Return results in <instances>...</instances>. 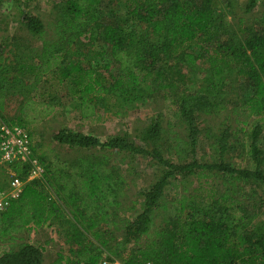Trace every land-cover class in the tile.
Masks as SVG:
<instances>
[{"label":"trees","instance_id":"1","mask_svg":"<svg viewBox=\"0 0 264 264\" xmlns=\"http://www.w3.org/2000/svg\"><path fill=\"white\" fill-rule=\"evenodd\" d=\"M11 1L40 45H17L11 60L0 45V117L9 96L19 101L5 122L28 130L64 101L82 120L100 119L109 101L161 94L168 104L165 126L159 114L133 137L61 127L52 139L73 149L71 158L38 153L28 130L43 173L0 212V264H43V248L22 234L46 222L62 225L52 264H99L105 255L127 264H264V9L250 24L238 16L230 30L225 11L239 0H122L124 16L105 17L93 15L101 0H63L49 33L20 9L23 0ZM244 1L245 13L264 2ZM98 42L111 64L92 61ZM193 68L201 81L190 89ZM201 140L207 151L197 157ZM115 152L120 162L143 156L159 167L130 215ZM4 167L26 175L20 162Z\"/></svg>","mask_w":264,"mask_h":264},{"label":"rangeland","instance_id":"2","mask_svg":"<svg viewBox=\"0 0 264 264\" xmlns=\"http://www.w3.org/2000/svg\"><path fill=\"white\" fill-rule=\"evenodd\" d=\"M63 0H23L20 9L25 13L37 15L50 33V24L53 22L56 10L54 4L60 3ZM244 0H239L234 3L233 10L225 11L226 24L230 30H237V17L244 16L247 24H250L255 16H258L260 11L264 9V2L259 4L257 8L249 13H245ZM55 4V5H56ZM115 13L118 16H124L125 10L122 0H101V2L94 7L93 15L105 17L108 14ZM21 17L19 9L13 4L11 0H5L0 5V45L4 42V53L8 55L11 60L18 55L17 45L20 49L37 50L39 42L31 37L20 25L19 18ZM2 41V42H1ZM91 54L92 61L97 64L112 63L108 54V48L105 44L98 42L94 45ZM198 48V47H196ZM102 53V54H98ZM196 68L186 70V76L189 80L190 89L199 86L201 75L196 73ZM235 89V88H234ZM233 90V87H228ZM18 97L9 96L6 103V108L0 117V120L10 119L16 115L18 107ZM69 102L62 104V107L56 111L52 116H49L44 121L28 127L29 131L35 132L33 135V142L37 144L38 153L44 150V153L58 154L63 158H71L74 155V150L65 146L59 145L52 139V135L61 127L66 126L70 129L82 130L84 133H90L97 136L101 140H105L110 136L128 133L133 137L138 129L147 125L153 118L161 114L163 117V125L167 119V104L168 101L162 98L161 94L154 95L140 102H133L132 104H118L117 102H108L110 110L98 120H82L79 118L76 110H74ZM117 113H116V112ZM115 112V114H113ZM219 117L208 120V124L215 126ZM7 122V121H6ZM182 135V130L179 129ZM264 147V139L261 140ZM207 151L205 140L200 141V148L197 157ZM111 159L114 160L115 165L126 177L125 195L123 196V208L125 214L130 215L139 209L140 198L139 192L151 184L159 167L152 164L149 158L143 156L134 159L125 158L120 162L123 153H111ZM11 172L6 167L0 166V179L5 182L10 179ZM132 203H134L132 205ZM132 205V210L127 209ZM60 224L54 225V228L41 226L35 230L23 232V240L36 244L43 248V264H52L56 257L59 247L62 245L61 238L57 235L58 229H61ZM6 244L2 245L5 248ZM66 248L63 246L62 250L66 253Z\"/></svg>","mask_w":264,"mask_h":264},{"label":"built area","instance_id":"3","mask_svg":"<svg viewBox=\"0 0 264 264\" xmlns=\"http://www.w3.org/2000/svg\"><path fill=\"white\" fill-rule=\"evenodd\" d=\"M12 162H20L27 166L25 177L10 174L8 185L0 189V212L6 209L9 202L18 197L24 185L31 180L40 179L43 167L33 155L28 130L26 127L0 121V165L7 166ZM46 227L54 228L53 224L46 222ZM99 264H127L120 259L105 255ZM144 264H153L150 261Z\"/></svg>","mask_w":264,"mask_h":264}]
</instances>
